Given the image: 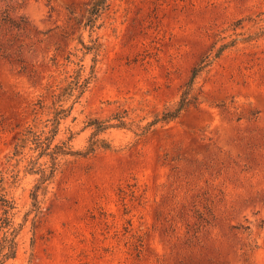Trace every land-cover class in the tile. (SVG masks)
Returning a JSON list of instances; mask_svg holds the SVG:
<instances>
[{"label": "rangeland", "instance_id": "obj_1", "mask_svg": "<svg viewBox=\"0 0 264 264\" xmlns=\"http://www.w3.org/2000/svg\"><path fill=\"white\" fill-rule=\"evenodd\" d=\"M93 2L0 0V195L22 225L5 264H264V0H109L87 25ZM207 57L197 104L143 132ZM60 106L53 146L85 151L90 119L132 126L52 175L33 135L17 143Z\"/></svg>", "mask_w": 264, "mask_h": 264}, {"label": "trees", "instance_id": "obj_2", "mask_svg": "<svg viewBox=\"0 0 264 264\" xmlns=\"http://www.w3.org/2000/svg\"><path fill=\"white\" fill-rule=\"evenodd\" d=\"M109 0H94L92 7L89 11V18L87 25H93L96 18L101 15V13L107 9ZM1 23L3 26H7L11 29H23L25 28L24 18L19 22L13 19L8 11L5 10L1 13ZM231 45L230 43H224L220 47H218L216 54L214 57H219L227 47ZM211 63V59L207 57L202 60L197 67L194 68L191 78L189 82L186 84L184 91L182 92L179 101L170 109H166L161 114H159L156 119L152 122L148 123L146 126L142 127L143 132H146L151 126L156 125L160 122H171L179 118L184 111H186L191 105H196L198 101V97L194 94V83L198 75ZM76 83L72 82L70 87L71 91L76 89L85 88L89 83V79L87 78L84 83H80L79 81ZM62 94H55L54 99L55 103L61 102ZM71 109H65L60 106V109H57L55 112V117L51 120L52 128L49 131H42L37 133L33 129L26 130L27 133H24L19 138V143H17V149L22 146L21 142L28 140V138L33 135L35 137V143L37 145V149L40 151V157L48 156L52 162L51 173L57 170L59 165V160L61 157L66 156H79V155H88L92 153L98 147L109 148L110 143H108L105 139L98 138L97 136L101 133L106 132L111 128H129L131 129L132 122L128 120L129 112L124 111V113H116L113 114L110 118L106 120L100 119H90L88 122V126L93 128V137L90 140L89 147L85 151L74 150L71 145V141L73 138V134L68 138L67 141H63L61 143L55 144L53 146L54 141L56 140L59 132L62 120L68 118L70 115ZM35 163V162H34ZM33 163V165H35ZM39 172L42 174L41 180L45 181L47 177H50L47 174L48 168H39ZM38 194H34V198H36ZM17 209L16 202L13 199L8 198L6 194L0 195V264H5L7 261L11 259H15L18 254V235L22 229V225L16 227L15 226V210Z\"/></svg>", "mask_w": 264, "mask_h": 264}]
</instances>
